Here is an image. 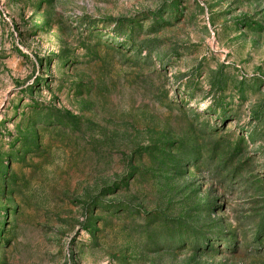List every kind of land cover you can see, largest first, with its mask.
Listing matches in <instances>:
<instances>
[{"label": "rangeland", "instance_id": "1", "mask_svg": "<svg viewBox=\"0 0 264 264\" xmlns=\"http://www.w3.org/2000/svg\"><path fill=\"white\" fill-rule=\"evenodd\" d=\"M0 264H264V0H0Z\"/></svg>", "mask_w": 264, "mask_h": 264}]
</instances>
